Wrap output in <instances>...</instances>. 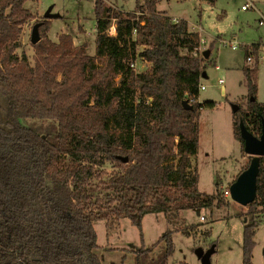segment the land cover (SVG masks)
<instances>
[{"label": "trees", "instance_id": "16d2710c", "mask_svg": "<svg viewBox=\"0 0 264 264\" xmlns=\"http://www.w3.org/2000/svg\"><path fill=\"white\" fill-rule=\"evenodd\" d=\"M27 1L0 0V264H103L95 220L111 227L128 219L141 229L146 214L163 213L178 225L184 210L228 206L219 182L214 193H203L191 170L199 110L216 104L198 102L207 60L193 54L200 35L187 20L158 11L161 0H136L132 11L95 0L90 55L69 33L51 40L49 19H37ZM32 20L40 39L29 58L17 51ZM250 48L255 62L243 75L254 99L234 112L233 123L242 149L240 119L255 136L264 121V103L255 99L260 45ZM137 57L147 69L131 66ZM256 183L241 264H252L254 218L264 211V157ZM180 231L190 235L189 227ZM162 239L166 247L157 257L141 247L134 264H167L171 232Z\"/></svg>", "mask_w": 264, "mask_h": 264}, {"label": "rangeland", "instance_id": "374dc122", "mask_svg": "<svg viewBox=\"0 0 264 264\" xmlns=\"http://www.w3.org/2000/svg\"><path fill=\"white\" fill-rule=\"evenodd\" d=\"M104 1L123 11H132L136 6V0ZM242 1L215 0L211 4L205 0H161L156 4L158 11L165 12L173 19L184 18L196 30L198 27L195 25L202 27L198 33L205 43L201 44L198 56L207 60V76L201 79L205 89L199 91L198 102L213 101L216 106L202 107L199 110L198 148L190 161L191 170L198 175L199 191L208 194L215 192L216 182L220 183L222 191L229 187L240 169L249 161L234 135L233 105L246 108L247 102L253 97L245 84L243 67L252 66L255 62L252 53L251 61L246 57L254 43L260 45L255 99L264 103V24H259V16L255 10H241ZM94 2L95 0H29L24 6L37 19H46L44 14L50 8V13L54 16L48 18V37L56 41L59 34L69 33L73 36L75 45L85 42L88 45L87 53L93 55L96 48ZM255 4L264 13V0H255ZM33 22L34 20L24 26L20 37L21 46L17 51L18 54L26 52L29 58L33 54L30 41ZM232 37L241 44L234 50L221 42L222 39L229 40ZM206 51L207 57L204 54ZM101 62V59L97 60V63ZM135 63L136 71L145 70L149 66L139 57ZM220 79L223 83L219 82ZM222 87L226 90L224 94ZM25 124L39 125L41 122L27 120ZM227 198L230 204L225 207L202 209L199 212L184 210V224L169 223L163 213L146 214L142 219L141 229L128 219H121L118 225L112 224L111 227L105 220H95L93 226L99 245L97 253L103 264H134L135 250L143 247L150 250L149 259H152L165 249V240L162 239L159 243L158 240L170 231L174 249L167 264H201L196 248L208 250L212 246L214 252L211 264H241L243 227L251 216L247 213V206ZM254 219L258 227L254 236L252 264H264V211L259 212ZM185 226L189 227L190 235L180 231Z\"/></svg>", "mask_w": 264, "mask_h": 264}, {"label": "water", "instance_id": "95a60500", "mask_svg": "<svg viewBox=\"0 0 264 264\" xmlns=\"http://www.w3.org/2000/svg\"><path fill=\"white\" fill-rule=\"evenodd\" d=\"M50 8L44 14L46 19L52 18L54 15L50 13ZM40 36L38 33V24H34L31 33V43L35 44L39 41ZM205 57H207V51ZM207 75L204 73L203 77ZM254 98L252 97L251 100ZM182 104L187 109H191L192 105L184 99ZM238 105H233V111L238 110ZM240 136L243 140V151L252 156L248 166L238 173L234 181L229 186L230 199L236 203L247 206L249 203L255 200L257 190V175L259 172L260 158L264 157V121L262 120L261 132L259 136L252 134L243 123V120L239 121ZM123 161H127V157L122 158ZM196 254L200 259L201 264H211V255L214 252L212 246L208 250L202 248H196Z\"/></svg>", "mask_w": 264, "mask_h": 264}, {"label": "built area", "instance_id": "2783aa9c", "mask_svg": "<svg viewBox=\"0 0 264 264\" xmlns=\"http://www.w3.org/2000/svg\"><path fill=\"white\" fill-rule=\"evenodd\" d=\"M240 8L241 10H248V9H256L254 3L252 2V0H243L241 5H240ZM114 22V20H113ZM259 24L262 25L264 24V16L261 15L260 16V19H259ZM200 30V29H199ZM108 32L110 34H115L116 32V28H115V25L114 23L112 24V26L109 28ZM198 32V31H197ZM221 42L223 43V45H226L228 47H230L232 50L238 48L241 44L235 39V37H232V39H229V40H226V39H222ZM205 43V40L204 39H200V44L198 47H196L194 50H193V54L195 55H199V53H201V44H204ZM247 60L248 61H251L252 58H251V51L248 52V56H247ZM135 62L131 63V66L135 67ZM219 82H223L222 79L219 80ZM205 89V86L200 84L199 85V90H204ZM223 193H224V196L226 197H230V192H229V187L227 186L225 189H223Z\"/></svg>", "mask_w": 264, "mask_h": 264}, {"label": "crops", "instance_id": "0c3cea01", "mask_svg": "<svg viewBox=\"0 0 264 264\" xmlns=\"http://www.w3.org/2000/svg\"><path fill=\"white\" fill-rule=\"evenodd\" d=\"M205 1H207V0H205ZM215 1V0H214ZM207 2H209V1H207ZM252 2L254 3V5H255V7H256V9H255V11L258 13V16H259V19H260V16L261 15H263L264 16V13L256 6V4H255V0H252ZM209 3H214V2H209ZM251 10H254V9H251ZM225 14V10H223L222 11V15H224ZM195 27H198V30H196V29H194L193 27H190V25L188 24V28H189V30L191 31H199V29H202V27L201 26H197V25H195ZM217 37H220L219 35H217ZM215 67L216 68H219V66L218 65H215ZM223 83V82H222ZM202 84V83H201ZM203 85V84H202ZM225 87H222V94H224L225 93Z\"/></svg>", "mask_w": 264, "mask_h": 264}, {"label": "flooded vegetation", "instance_id": "af4514ba", "mask_svg": "<svg viewBox=\"0 0 264 264\" xmlns=\"http://www.w3.org/2000/svg\"><path fill=\"white\" fill-rule=\"evenodd\" d=\"M250 160H251V159H250ZM237 175H238V174H237ZM237 175H236V176H237Z\"/></svg>", "mask_w": 264, "mask_h": 264}]
</instances>
